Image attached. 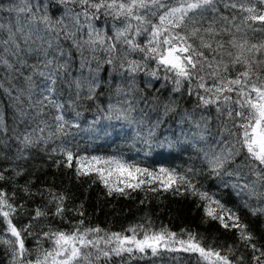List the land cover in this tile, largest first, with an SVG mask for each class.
I'll use <instances>...</instances> for the list:
<instances>
[{
  "label": "trees",
  "instance_id": "16d2710c",
  "mask_svg": "<svg viewBox=\"0 0 264 264\" xmlns=\"http://www.w3.org/2000/svg\"><path fill=\"white\" fill-rule=\"evenodd\" d=\"M33 5L32 12L37 17L45 13L44 5H47V13L52 21L59 19L65 8H72L76 12L81 9L72 4L62 5L57 0H29ZM17 0H0V8L7 9L14 6ZM221 11L223 8L221 7ZM239 15V13H237ZM246 15V13H245ZM17 19L22 33H16L15 40L20 45L18 57L4 53L13 63L14 71H9L0 66V123L7 131H0V172L7 179L0 181V190L12 197L10 201L16 207V214L12 217V223L18 228L30 225L26 236L25 245L31 250L27 259H35L40 253L37 240L43 248L51 247V242L44 238V233L56 230L69 231L79 221H83L87 227H100L108 232H124L129 226L137 224L152 225V230L167 228L171 232H191L197 235L205 247L211 246L220 249L221 255H228L235 264H260L264 260L260 252L253 250L238 239L235 229L225 228L219 220H213L205 214L204 201L191 191L173 190L149 191L148 187L159 188V184L144 185L132 190L124 188L122 194L113 192L108 194V189L97 179L96 174L77 175L76 157L98 156L104 158L123 159L128 164L158 171L161 167L174 169L178 174H186L187 178L200 190L213 194V199L232 208L241 221L248 225L249 231L255 239L252 241L258 248L264 250V216H253L249 208L264 206V184L254 183L256 176L245 161L243 153L236 155L219 169V175L211 170L207 163L205 153L210 156L219 154L222 149L231 147L235 138L230 137L225 131L224 125L231 124L225 117L218 116L216 108L209 105L207 108L197 107L198 98L195 94L189 95L187 82L180 91H173L175 85L172 80L155 79L140 71L134 75L120 67L126 45H117V51L108 53L105 44H85L88 40L87 26L102 32L105 38L113 35V24L119 25L120 21H113L111 17L100 16L91 21L80 17V25H76L70 16H65L63 24H56L54 30L49 31L48 25L40 23L29 24L26 14L17 17L15 12L0 10V24H11L12 31H16ZM239 23V21H237ZM83 25V27H81ZM65 26L75 32V39L81 44V48L72 46L71 40H65ZM219 26V25H218ZM242 31L236 33L237 38L245 35L251 42H258L264 37V32H251L243 25ZM253 27L264 28V23L256 22ZM59 32L58 43L65 50V55L59 57L61 63L67 61L68 69L63 74V81L78 77L96 78L99 87L96 88L92 99H87V87L81 90L80 97L75 96V88L69 89L67 83L58 79L56 87L59 94L54 98L64 104V108L57 111L51 106L43 108L40 114L37 109L30 107L38 99H42L41 92L45 86V80L38 75H32L31 67H22L17 60H26L28 65L36 64L38 59L43 61V52H49L52 57L57 41L53 38ZM7 32H0V39H7ZM30 36L25 40L23 37ZM229 37L224 36L227 40ZM144 43L143 36L136 38ZM52 41L53 48H48V42ZM13 52L12 45H7ZM4 46H0L3 53ZM93 48L95 49L93 51ZM31 49V52L28 51ZM234 51V50H233ZM115 57L113 63L107 60ZM84 58L85 66L80 67ZM140 53H131V60L140 59ZM228 59V57H225ZM126 63V61H123ZM41 65V69H42ZM149 67H154V62H149ZM239 68V66H238ZM23 73V75H21ZM70 73V75H69ZM32 75L34 82L32 99H28V83L25 77ZM161 77L164 73L160 72ZM264 75V71H262ZM150 85V86H149ZM11 91V95L8 91ZM23 91V95L20 92ZM19 95V101L14 99ZM69 99L75 101V106H69ZM45 104L47 102L45 101ZM112 106L111 111L109 106ZM165 105L173 106V111H165ZM25 115L22 117L20 113ZM76 113H80L79 116ZM190 114L192 119H184L185 114ZM62 115L66 123L63 130L58 131L60 123L55 119ZM206 117L202 120L201 116ZM111 117V119H106ZM96 129H106L108 134L88 129L93 126ZM199 123L201 126L196 127ZM207 124L205 129L204 125ZM43 128V131H39ZM151 137L153 146L144 142ZM201 133L204 139H201ZM25 134H31L33 145L23 148V145L15 137L22 140ZM171 141L172 147L165 145L160 147L159 142ZM231 142V143H230ZM236 145V150H239ZM23 148L27 159H15ZM64 149H70L74 153L72 167L65 163ZM7 169V170H6ZM6 170V171H5ZM15 170V171H14ZM16 172H22L17 175ZM232 172L235 175L229 176ZM111 177L110 179H114ZM251 185L256 193L250 197V189L244 185ZM237 185L238 187H233ZM120 187H124L122 184ZM28 191L25 192L24 188ZM243 188V191L240 189ZM14 194V196H13ZM63 194L64 213L63 218L54 215L58 200L53 195ZM247 203L248 207H245ZM81 205L83 207L81 208ZM37 209L46 212L47 215L33 218ZM83 212V215L79 213ZM227 219V216H225ZM229 223H231L229 221ZM6 228L3 218L0 217V232ZM141 232L137 238H141ZM229 246L234 249V255L226 250ZM259 256L260 260L253 257ZM243 257L242 260L238 259ZM11 254L3 245H0V264H9ZM93 264H202L197 254L186 252H169L161 250L158 255L146 253H125L120 257L113 256L111 261L104 258L95 260Z\"/></svg>",
  "mask_w": 264,
  "mask_h": 264
},
{
  "label": "snow or ice",
  "instance_id": "6c2138e0",
  "mask_svg": "<svg viewBox=\"0 0 264 264\" xmlns=\"http://www.w3.org/2000/svg\"><path fill=\"white\" fill-rule=\"evenodd\" d=\"M57 2L62 5H76L81 11L76 12L66 7L61 17L52 21L47 13V5H44L45 13L37 17L36 13L32 12L33 5L29 0H17L14 6L7 9L0 8V10L15 12L17 17L20 14H26L29 24L36 23L38 20L48 25L49 31L54 30L56 24H63L65 16H70L76 25H80L81 16L87 21L99 19L100 16L120 21L119 25L113 24V35L107 38L91 23H88L89 39L84 43L104 45L107 39L109 42L105 51L110 54L117 51L118 44L126 45V50L123 47L119 49L123 54V61H126V63L122 61L120 67L125 69L129 75L146 70V75L155 79H171L175 85L173 91H180L187 82L189 95L195 94L198 98L197 107L214 106L218 116L225 117L230 122V127L227 123L224 125L225 131L230 137L235 138V143H232L230 148L225 146L219 154L210 156L205 153L211 170L219 175V169L223 168L226 162L243 153L245 161L256 176L254 183L264 184V75H262L264 37L258 42H251L246 35L243 38L236 36V33L242 31V25L253 33L264 32V28L253 27L256 22L264 23V0H57ZM0 32L8 34L7 39H0V46H4L3 53H0V66L14 71L13 63L4 53L18 57L20 45L16 42L15 36L16 33H22L23 28L19 26L17 19L15 32L12 31L11 24H0ZM140 36L144 37V43L137 41L136 38ZM224 36L229 38L224 40ZM59 38L58 32L53 38L57 44L51 58H49V52L45 50L43 61L38 59L36 64L28 65L26 60H17L22 67H31L32 75L43 77L46 82L41 92L42 99L29 105L33 108L37 105L41 106L37 109V114H40L47 106L57 111L64 108V104L54 98L59 94V89L56 87L58 79L67 83L69 89L75 88L77 99L84 87H87V99H92L96 88L99 87L95 77L89 80L81 76L63 81L68 62L61 63L59 60V57L65 55L64 48L58 43ZM63 38L71 40L72 46L81 48L80 42L75 39V32L69 30L67 26H65ZM23 39L27 43L30 36L23 37ZM9 44L15 49L14 52L7 47ZM48 48H53L52 41L48 42ZM28 51L31 52V49ZM131 53H140V59H129ZM114 59L115 57L110 56L107 63H113ZM149 62H154V67H149ZM84 66L82 57L80 67ZM160 72L164 73L163 77ZM32 75L25 77L28 83L29 101L32 99L34 88ZM0 88H3L2 82H0ZM6 91L11 95L10 90ZM23 94L21 91L20 95ZM19 98L18 95L14 99L19 101ZM68 103L70 107L75 106V101L72 99H69ZM111 108L110 105V111ZM173 110L174 105H165L166 112ZM20 115L23 117L25 114L21 112ZM76 115L79 116L80 113ZM55 119L60 122L57 125L58 131H62L63 124L66 123L64 117L57 115ZM106 119H111V117ZM184 119L190 120L192 117L186 113ZM201 119L206 120L207 118L202 115ZM98 123V120L94 121L93 126H90L88 130L108 134L106 129L95 128L94 125ZM200 126L199 123L196 124L197 128ZM204 127L206 129L207 124ZM43 130V128L39 129V131ZM0 131H7L2 123H0ZM153 135L149 132L148 138L144 141L149 148L153 146L151 140ZM200 138L204 139L202 133ZM15 139L20 141L23 148L30 147L34 143L31 134H25L22 140L20 137H15ZM165 145L169 148L173 146L171 141H161L158 146L164 147ZM236 145L240 146L239 150H236ZM23 148L15 159H27ZM64 155L66 165L72 167L74 153L70 149H64ZM75 163L77 175L95 173L97 179L108 189L109 195L113 192L126 195L124 188L135 190L157 182L159 188L148 187V190L158 191L162 188L165 191L173 189L176 192L182 189L191 191L193 195L205 202L204 211L208 217L219 220L225 228L235 229L238 239L245 246L251 248L254 253L260 252L261 256H264V250L252 243L255 236L247 230L248 225L241 221L237 213L219 200L213 199V194L200 191L186 174H178L174 169L163 167L158 171H151L114 157L78 156ZM16 174L21 175L22 172H16ZM227 175L232 176L235 173L229 172ZM111 177L115 178L110 179ZM5 179L7 177L0 172V181ZM121 184L124 187H120ZM244 188L250 189V197L256 194L251 185L246 184ZM24 191L27 192L28 189L25 187ZM240 191H243V188ZM259 195L264 196V193ZM53 199L59 201L56 204L54 215L63 218L65 197L63 194L53 195ZM11 200L12 197L0 190V217L6 224V228L0 232V245H3L5 250L11 254L9 264H93V257L95 260L104 258L106 261H111L113 256L120 257L125 253L143 254L150 251L152 255H158L161 250L197 254L202 264H235L228 255H221L220 249L203 246L195 233L184 231L175 233L167 228L153 231L149 223L129 226L126 230L132 233L129 236L124 232H108L98 226L87 227L83 221L77 222L69 231L56 230L44 233V238L51 242V247L45 249L37 240L39 247L36 251L40 254L35 259H27L31 250L25 245L27 237L23 233L28 232L30 225L18 228L12 223L16 207L10 202ZM245 207H248L247 203ZM249 210L253 216H264V206L249 208ZM79 214L83 215V212ZM44 215L47 213L37 209L33 218ZM141 232L142 237L137 238ZM28 235L32 233L28 232ZM226 251L235 254L232 246H229ZM238 259L242 260L243 257ZM253 259L260 260V257L254 255ZM260 264H264V260H260Z\"/></svg>",
  "mask_w": 264,
  "mask_h": 264
}]
</instances>
